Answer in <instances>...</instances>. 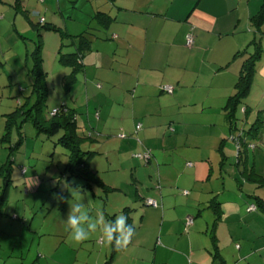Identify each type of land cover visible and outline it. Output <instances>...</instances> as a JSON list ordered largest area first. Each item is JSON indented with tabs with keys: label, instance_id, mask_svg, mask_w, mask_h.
Returning a JSON list of instances; mask_svg holds the SVG:
<instances>
[{
	"label": "crops",
	"instance_id": "crops-1",
	"mask_svg": "<svg viewBox=\"0 0 264 264\" xmlns=\"http://www.w3.org/2000/svg\"><path fill=\"white\" fill-rule=\"evenodd\" d=\"M87 1L92 11L108 12L113 20L89 33L90 48L67 90L70 105L66 101L62 104L75 110L78 130L79 125L86 126L80 124L79 102L73 100L80 92L86 108L91 102L99 107L96 119L102 121L104 129H115L111 123L118 120L122 133L117 136V154L105 155L102 171L93 166L94 157L89 159L95 188L88 189L105 205L106 219L123 212L135 228L126 248L106 245L93 249L98 259L95 264L109 259L107 264H264V214L246 211L253 204V195L264 202V186L253 182L264 176V126L261 137L251 140L261 148L252 152L242 149L237 165L236 145L223 131L229 126L221 111L226 97L235 92L244 58L235 56L236 51L259 41L262 52L255 62L249 94L238 112L244 123L240 128L237 120L236 125L245 131L251 124L248 113L252 119L259 114L264 124V20L258 24L251 19L263 1ZM26 2L16 0L14 4L23 9ZM67 33L75 36L80 32L67 27ZM188 34L194 37L191 47L185 44ZM252 48L249 46V51ZM65 67L62 78L71 72L70 66ZM80 78L83 83H79ZM163 85L171 86L172 91L166 92ZM114 113H119L117 119ZM138 122L141 127L135 131ZM197 125L201 128L193 134L205 133L210 148L189 146L187 138ZM139 131L143 139L136 141L132 135H139ZM110 137L107 135L105 141ZM183 137H187L184 142ZM90 141L98 143L92 137ZM121 148L130 157L123 156ZM144 148L152 154L148 164L134 156ZM182 148L187 151L182 152ZM234 151L235 158L231 155ZM183 158L191 160L183 164ZM142 162L150 171L142 168ZM214 163L218 173L213 175L220 183L207 188V173L215 169ZM125 167L132 171L128 179L127 173L120 171ZM124 184H134V191L132 186L125 189ZM188 186L190 191L184 195ZM113 194L126 201L123 207L120 202L112 210ZM147 198L155 199L157 205H147ZM187 217L193 218L188 227ZM98 235L89 239L94 245Z\"/></svg>",
	"mask_w": 264,
	"mask_h": 264
},
{
	"label": "rangeland",
	"instance_id": "rangeland-1",
	"mask_svg": "<svg viewBox=\"0 0 264 264\" xmlns=\"http://www.w3.org/2000/svg\"><path fill=\"white\" fill-rule=\"evenodd\" d=\"M15 1H0V13L2 14L0 15L2 16L0 18V191L4 184V172L1 174V169L4 170L7 166L4 165L5 162L9 164L8 162L14 159L13 162H10L11 167H9L11 184L8 186L7 198L2 207L4 214L0 215V264H95L98 259L93 249H101L107 244L104 241L98 242L99 239H102L98 233L96 245L87 240L78 246H73L66 219L70 206L78 201L79 196L77 193H73L72 196V189L80 188L81 203L85 204L86 210L92 216L96 215L97 208L103 209L105 205L100 204V198H95L96 195L92 194V190L85 187L84 179L65 172L67 150L57 142V138L61 136L62 132L58 131L51 136L42 132L38 134L32 124L26 122L21 128L23 144L16 149L17 151L9 149V144H14L19 137L16 125L10 124L9 127L11 142H3L1 137L6 124L10 123V113L25 102L31 94L33 75L30 70L34 63L32 52L35 51L38 40L41 43V66L46 94L44 115L48 116L53 108L61 106L62 101H66L70 105L71 94L67 93L64 77L62 78L63 72L67 70L65 64L59 61L58 49L60 48L61 53L65 54L75 51L71 42L72 36L67 33V27L69 31L80 32L78 35L83 34L86 38L94 27L101 28L102 26L95 18L98 11H92L88 4L90 2L87 0H43L41 2L27 0L26 7L22 8L27 9L33 22H38L39 17L43 16L47 22L54 24L53 28L55 27V30H45L41 36H38L37 31L24 17L20 5L18 8L15 7V5L17 6L14 4ZM246 1L243 0L245 4ZM254 7L257 6L254 5ZM105 13L108 14V12ZM81 74L83 75V73ZM79 83H83L82 78L79 79ZM227 98L223 106L227 103ZM73 100L79 102H77V106H80L77 118L80 124L84 122L86 125H79L78 132L82 136L89 137L85 139L82 148L83 150L91 148L100 152L93 156V166L102 171L106 163L105 155L117 154V149H119L117 136L122 131H119L118 120L111 123L115 129L108 131L102 127V121L96 119L95 110L97 112L99 110L97 104L91 102L90 108H86L85 98L81 92ZM221 111L225 112V109L222 108ZM113 116L117 119L119 113H114ZM247 118L248 123H251L252 115L248 113ZM243 119L244 116L238 114L240 128L244 123ZM200 128L197 125L191 128L192 132L189 130L191 134L186 138L191 149H194L193 147L198 144H200V148L205 146L208 149L211 146L210 142L206 141L208 138L205 133L198 137L193 134ZM240 128L235 129V134L240 132L238 131ZM223 131L227 134L226 137H229L227 126H224ZM138 133L139 135H132L136 141L142 138L141 132ZM107 135L111 136L109 142L105 141ZM91 137L98 143L91 142ZM186 138L183 137L182 142ZM229 138L226 139L230 140ZM187 149L193 153L189 147ZM187 149L182 148L181 151L185 153ZM120 152L123 153V156L129 154L130 157V153H125L123 148ZM247 152H252V150L248 147ZM234 154L235 151L231 153L235 158ZM250 156H252L251 153ZM182 160L184 164L185 160L191 159L183 158ZM141 166L145 167L144 169L149 167L143 162ZM21 167L25 168L24 174L21 173ZM120 171L127 173H125L127 179L130 176L129 173L132 172L130 167L122 168ZM151 171L153 170L151 169ZM213 173H218V165L214 170L210 168L207 173V188L220 183ZM151 175L154 176L155 173H151ZM32 180H38V184L30 186ZM226 182L229 184V188L232 187L228 177ZM65 183H68V187H65ZM233 183L235 184L234 180ZM92 186L95 188V185ZM123 186L125 189L132 186L133 191L135 188L134 184H124ZM189 188L191 187H187L184 195L188 194ZM197 189L200 190V187ZM120 202L121 196L113 194L110 197L112 210ZM125 202V200L121 202L123 203L122 207ZM93 246L95 248H92ZM122 257L124 258L125 254Z\"/></svg>",
	"mask_w": 264,
	"mask_h": 264
},
{
	"label": "trees",
	"instance_id": "trees-1",
	"mask_svg": "<svg viewBox=\"0 0 264 264\" xmlns=\"http://www.w3.org/2000/svg\"><path fill=\"white\" fill-rule=\"evenodd\" d=\"M38 1L41 2L43 0ZM262 1L263 2L260 5V9L257 11V13L251 15V19L258 24H261V22L264 20V0ZM23 15L28 19L29 23L37 31L38 36H41L45 30H55V27L53 28L54 24L47 22V20L43 16L39 17V20L40 18H43L42 22H40L39 20L38 22H33L29 17V12L27 10H23ZM1 17L2 16H0V18ZM95 18H97L99 25L102 27H107L110 21L113 20L110 15L100 11L97 12ZM73 41L75 42V51L65 54L61 53L60 48L58 50L59 61L65 64L66 66L71 67L70 74L64 77L66 91L68 90V87L74 82V73L76 70L82 67V57L91 45L88 37L86 38L85 36H83V34L72 36L71 42ZM251 45L253 46V48L252 51H249V46ZM40 47L41 43L38 40V42H36L35 51L32 52V58L34 63L30 70L33 75L31 84V94L25 102H23L20 106H17L12 111V113H10V123L6 124V128L3 131L1 141L8 143L11 142V139H9L10 124L16 125V129L19 134L17 141L12 145L9 144L10 151H12L13 149L16 150L20 147V145H22L23 135L21 128L26 122H30L35 128L36 133L38 134L42 132L45 133L47 136H51L53 134H56L58 131H61L62 134L57 138V142L64 146L67 150L68 157L67 162L65 164V172L75 177L84 179L86 181L85 187L91 188L93 180L95 179V172H93L89 167V159L92 158L97 152L92 149L83 150L82 144H84L85 139L89 137L82 136L79 134L75 110L73 108L67 107L64 104H61V106H59L58 108H53L54 113H52V110L51 112H49L48 116L44 115V102L46 94L43 85L44 74L41 66ZM261 52L262 49L260 47L259 41H257V43L251 41L248 46H246L240 51H236L235 53V56L244 58L242 60L238 73V78L235 84V92L233 95L227 98V103L224 105V118L230 129L229 137L233 136V139H230L234 141L236 145L237 165H239L238 161L241 154L243 153L242 147H244V149H248L249 147L251 150H254L256 147L261 148V146L255 141H251L261 137V127H263L264 124L259 114L255 116V118L245 131L239 129L238 131L240 132H237V134H235V129L237 128L236 122L238 120V116L236 114H238L241 104L249 94L252 82V75L255 71V62ZM243 111V115H245L247 113H245V111H247L246 108H243ZM13 160L14 159H12L10 162H13ZM10 162H8L9 164L5 162L4 165L7 166L4 170L1 169V174L4 172V184L0 191V215L4 214L2 207L4 201L7 198L8 186L11 184V179L9 175V167H11ZM253 182L257 186H264V176H262L261 179L255 178ZM253 200L255 208L249 211L246 208V211L251 212L257 210L264 214L263 200L256 195H253ZM210 206H212L211 203ZM109 261L110 259L104 264H107Z\"/></svg>",
	"mask_w": 264,
	"mask_h": 264
},
{
	"label": "clouds",
	"instance_id": "clouds-1",
	"mask_svg": "<svg viewBox=\"0 0 264 264\" xmlns=\"http://www.w3.org/2000/svg\"><path fill=\"white\" fill-rule=\"evenodd\" d=\"M38 184V180H32V185ZM68 187V183H65ZM79 199L70 206L66 223L70 230V238L73 246H78L89 240L92 234L99 233L105 244L115 246L116 249L126 248L135 234V228L128 223V217L121 212L114 219L105 218L102 208H97L96 215L92 216L86 210L85 204L81 203L80 188L72 189Z\"/></svg>",
	"mask_w": 264,
	"mask_h": 264
},
{
	"label": "built area",
	"instance_id": "built-area-1",
	"mask_svg": "<svg viewBox=\"0 0 264 264\" xmlns=\"http://www.w3.org/2000/svg\"><path fill=\"white\" fill-rule=\"evenodd\" d=\"M42 20H43V18H40L39 21L42 22ZM193 43H194L193 35L188 34L187 37H186V41H185L186 46L191 47L193 45ZM162 89L165 90L166 92H169V93L172 91V88L169 85H163ZM52 113H54V110L52 111ZM140 127H141V124L139 122L136 123L135 124V131H138L140 129ZM120 136L124 137L123 134H120ZM231 139H233V136H231ZM237 149H238V146H237ZM134 156L136 158H138V159H141L145 164L149 163L151 158H152V154H151L150 150L147 149V148H144L141 152L135 153ZM188 164H191V163H188ZM24 171H25V169L22 167L21 168V172L24 173ZM183 192L186 193V190H184ZM145 203L147 205H151V206H154V207L157 205L156 200L153 199V198L145 199ZM254 208H255L254 204H249L248 207H247V210L248 211L249 210H253ZM192 223H193V218L192 217H187L186 218V223H185L186 226L188 227Z\"/></svg>",
	"mask_w": 264,
	"mask_h": 264
}]
</instances>
